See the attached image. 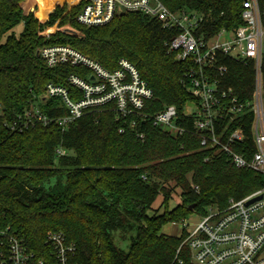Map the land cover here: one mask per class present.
<instances>
[{"label": "trees", "instance_id": "trees-1", "mask_svg": "<svg viewBox=\"0 0 264 264\" xmlns=\"http://www.w3.org/2000/svg\"><path fill=\"white\" fill-rule=\"evenodd\" d=\"M242 1L163 0L172 11L203 13L212 32L241 24ZM74 2L54 0L41 19L39 0H0V38L23 23L18 36L9 34L0 43V234L10 231L40 254L45 233L61 230L75 244L76 264H193L182 237L164 234L162 227L253 193L264 186V174L234 167L226 155L201 146L194 133L172 135L150 123L134 128L130 116L104 108L87 111L65 128L56 121L17 128L35 102L48 116L65 115L57 98L44 96L45 85L72 91L66 76L85 71L66 64L47 67L36 50L54 44H68L107 69L121 58L130 61L153 91L146 111L173 104L186 118L184 106L193 99L185 78L189 63L176 60L167 49L173 33L140 12L84 25L76 20L81 3L70 4ZM258 2L264 12V0ZM220 63L227 67L222 84L240 100H249L253 60L226 56ZM260 71L264 102V59ZM241 117L228 122L222 134L242 126V145L251 154L252 114ZM226 122L216 126L217 134ZM139 132H144L142 140ZM58 148L65 154L58 155ZM176 187L181 201L169 208ZM116 239H127L126 248ZM4 252L0 238V260Z\"/></svg>", "mask_w": 264, "mask_h": 264}, {"label": "built area", "instance_id": "built-area-1", "mask_svg": "<svg viewBox=\"0 0 264 264\" xmlns=\"http://www.w3.org/2000/svg\"><path fill=\"white\" fill-rule=\"evenodd\" d=\"M78 3L81 7L76 20L84 25L102 24L125 12H140L173 33L165 42L167 49L175 54L176 60L189 63L185 78L193 99L184 106L186 118L181 119L173 104L154 112L146 111L153 91L130 61L121 58L114 68L107 69L68 44H54L36 50L47 67L66 64L85 71L66 76L72 91L52 82L45 85L44 96L57 98L65 115L48 116L35 102L18 119L17 128L33 123L47 125L53 121L65 128L87 111L104 108L115 111L120 117L130 116L134 128L150 123L172 135L194 133L199 136L201 146L215 154L226 155L234 167L264 174V102L260 71L264 59V12L258 0L242 1L241 24L215 32L206 27L207 18L203 13L185 8L172 11L163 0H77L70 4ZM226 56L238 61L253 60L254 88L249 100H240L233 88L222 84L221 76L227 67L220 59ZM187 104L192 107L188 111ZM246 112L252 114L254 150L251 154H248L247 144L242 145V126L222 134L228 122L236 118L243 120L241 116ZM225 120L217 134L216 126ZM15 127L11 124L12 129ZM137 136L142 140L144 132ZM56 152L65 154L62 148ZM258 195H261L259 200L246 205ZM193 214L201 219L191 221ZM173 223L180 226L181 245L189 251L193 264H264V186L240 199L228 198L223 208L210 205L204 214L191 213ZM0 238L5 240L0 264H76L75 244L61 230L45 233L46 247L40 254L10 231H2Z\"/></svg>", "mask_w": 264, "mask_h": 264}, {"label": "rangeland", "instance_id": "rangeland-1", "mask_svg": "<svg viewBox=\"0 0 264 264\" xmlns=\"http://www.w3.org/2000/svg\"><path fill=\"white\" fill-rule=\"evenodd\" d=\"M54 0H39V14H40V18L44 19L47 12L50 10L51 4L53 3ZM71 1H77V0H71ZM23 28V23L22 21H20L19 23H17L15 26H13L6 34H4L1 38H0V43H3L6 39V36L9 34L18 36L19 33L21 32ZM53 28V27H52ZM55 29V27L53 28ZM192 107L187 104L186 105V110H190ZM180 189L178 187H176L172 193V199L169 202V208L173 207L174 205H176L177 203H180L181 201V196H180ZM161 201V197L160 195L156 198L155 202L153 203V207L157 208L158 205L160 204ZM159 211H162V208L159 209ZM200 216L193 214L190 217V220L193 222H198L200 220ZM179 225H176L174 223H167L166 225H164L162 227L161 232L164 234H169V235H175L178 236L180 234V229H179ZM117 244H119L121 247L126 248V244H127V239L124 240H120V239H116Z\"/></svg>", "mask_w": 264, "mask_h": 264}, {"label": "water", "instance_id": "water-1", "mask_svg": "<svg viewBox=\"0 0 264 264\" xmlns=\"http://www.w3.org/2000/svg\"><path fill=\"white\" fill-rule=\"evenodd\" d=\"M260 198H261V195L255 196V197L249 199V200L246 202V205H248V204H250V203H252V202H254V201H256V200H259Z\"/></svg>", "mask_w": 264, "mask_h": 264}, {"label": "crops", "instance_id": "crops-1", "mask_svg": "<svg viewBox=\"0 0 264 264\" xmlns=\"http://www.w3.org/2000/svg\"><path fill=\"white\" fill-rule=\"evenodd\" d=\"M53 31H54V29H53L52 31H49V29H47V31H46V32H47V33H50V32H53ZM165 225H166V224H165Z\"/></svg>", "mask_w": 264, "mask_h": 264}]
</instances>
